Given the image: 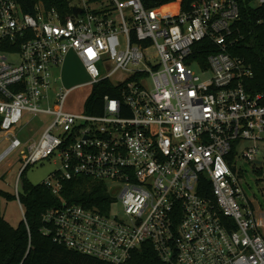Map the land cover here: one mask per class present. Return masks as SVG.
<instances>
[{"label":"built area","instance_id":"obj_1","mask_svg":"<svg viewBox=\"0 0 264 264\" xmlns=\"http://www.w3.org/2000/svg\"><path fill=\"white\" fill-rule=\"evenodd\" d=\"M183 1L68 0L62 14L42 0L29 12L0 0V164L15 151L20 173L59 160L42 183L59 204L41 215L40 232L86 257L126 264L148 242L166 264H264L262 226L236 166L264 167V94L247 92L252 72L229 52L239 4L264 11V0ZM205 40L213 52L203 59ZM69 53L92 93L103 80L114 86L116 97L92 103L99 115L63 111L70 90L55 71ZM39 115L51 123L22 142L15 128ZM78 179L102 183L108 206L63 199ZM116 200L123 218L111 214Z\"/></svg>","mask_w":264,"mask_h":264},{"label":"trees","instance_id":"obj_2","mask_svg":"<svg viewBox=\"0 0 264 264\" xmlns=\"http://www.w3.org/2000/svg\"><path fill=\"white\" fill-rule=\"evenodd\" d=\"M35 0H21L25 12H29ZM47 8H55L62 14L69 13L68 0H42ZM171 0H151L146 6L155 3H166ZM186 0L182 5L185 7ZM240 15L235 23L234 31L237 42L230 49L234 58L244 61L249 66L252 76L245 81V89L252 95L264 94V11L252 8L248 1L239 4ZM210 48L201 52L205 59L213 52V47L207 40L197 46ZM4 49L0 46V50ZM103 95L116 97L114 86L108 81H101L94 88L91 97L86 102V112L99 115V107H93ZM19 180L22 183L23 193L18 194L19 203L23 209V221L17 227H12L3 217L0 210V264H105L93 258L69 250L52 241L50 237L42 235L41 215L49 208L59 204L58 198L41 183L31 185L23 174ZM209 191V189H208ZM61 197L70 204L80 205L87 209H104L111 201L106 188L102 183L88 179H78L66 182ZM13 200L16 197L0 190V199ZM126 264H166L161 261L150 243L142 244L134 250Z\"/></svg>","mask_w":264,"mask_h":264},{"label":"rangeland","instance_id":"obj_3","mask_svg":"<svg viewBox=\"0 0 264 264\" xmlns=\"http://www.w3.org/2000/svg\"><path fill=\"white\" fill-rule=\"evenodd\" d=\"M71 1L74 5H81V0ZM8 62L18 63V56H9ZM100 72L101 74L106 73L101 69ZM55 74L57 77L60 76L58 86L70 90L66 97L63 111L77 115H87L86 102L92 95L93 86L90 84L92 80L75 54L69 53L62 67L57 69ZM51 120V117L46 115H39L37 117L29 116L24 119L23 125L15 128V131L22 142L37 141L43 129L51 123ZM6 146L7 143L1 140L0 137V153ZM19 160V151H15L0 164V190L14 197H16L15 191L20 194L23 193L20 180L17 184V189L15 188L21 170ZM256 160L258 162H264V151L257 156ZM236 166L237 169L242 170V173L239 175V180L247 199L254 205L255 214L258 222L262 226L261 232L264 236V167L257 164L249 165L242 161H239ZM59 168L60 162L57 158L45 159L29 167L24 172L23 179L31 185H39L45 182ZM116 202L115 205L111 206V214L123 218L122 206L118 200ZM0 210L4 219L14 228L23 221V214L16 198L13 200L1 198Z\"/></svg>","mask_w":264,"mask_h":264},{"label":"water","instance_id":"obj_4","mask_svg":"<svg viewBox=\"0 0 264 264\" xmlns=\"http://www.w3.org/2000/svg\"><path fill=\"white\" fill-rule=\"evenodd\" d=\"M81 12V10L80 9H73V14L76 16V15H78L79 13Z\"/></svg>","mask_w":264,"mask_h":264}]
</instances>
